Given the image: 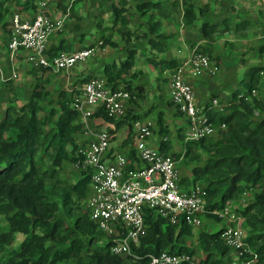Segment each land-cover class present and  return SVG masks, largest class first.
Listing matches in <instances>:
<instances>
[{"label":"trees","instance_id":"trees-1","mask_svg":"<svg viewBox=\"0 0 264 264\" xmlns=\"http://www.w3.org/2000/svg\"><path fill=\"white\" fill-rule=\"evenodd\" d=\"M10 1L19 3V9L36 8L35 0L1 1L0 23L4 26L7 25V14L14 12ZM66 1L58 0V5L65 11L68 8ZM78 2L73 0L70 9L74 10ZM181 2L185 5V23L196 22L198 13L192 0H141L138 8L142 13L157 8L159 13L167 16ZM204 11L201 8L200 13ZM113 13L112 24L101 25L97 43L101 42L102 47L117 45L112 36L114 30L127 40L134 35L130 25L132 12L127 0L115 2ZM149 23L151 32L158 37H166V33L161 31L164 20L153 18L149 19ZM224 25H203V38H213L226 29H240L242 26L237 24L232 28L227 21ZM151 42L154 51L166 50V43L160 38H152ZM72 50L74 46L62 40L58 44L50 43L48 54ZM135 51L130 49L121 65H106L104 74L114 89L123 87L136 97L144 95V88L132 83L139 74H131L135 65ZM260 52L264 54V45ZM156 57L157 54L149 56V59L163 70L181 64L177 57L161 60ZM50 72L44 67L33 68L36 83L24 102L18 104L13 101L2 107L4 99L0 94V216H4L9 223V229L0 232V264H61L70 260L76 264H150L151 255L163 251L187 252L194 257L201 253L194 261L181 264H225L224 258L232 252L222 238L225 225L215 231L200 229L197 243L188 245L185 238L193 234V226L184 220L172 223L150 209L146 214L147 233L139 244L132 245L129 254L112 253L111 236H107L105 244H100L101 235L106 233L98 228L90 217L89 209H84L83 205L90 192L89 174L80 171L75 181H70L63 174L65 162L76 160V139L82 131L76 107L80 90L75 87L71 90L61 88L57 98H52L49 90L51 78L46 77ZM263 75L264 65L246 70L243 79L250 80L251 85L247 91L233 94L224 107L228 113L211 108L210 102L207 103V107L213 110L212 121L227 124V129L218 134L220 137L216 141H211L210 137L186 141L184 151L172 153L178 160L185 158L193 163L200 160L201 149L207 152L206 162L193 166V184L206 181V210L210 216L221 219L212 213L214 209H223L228 203L240 200L243 194L251 192V199L242 203L236 211L245 222L247 242L256 247L259 254L255 264H264V97L253 95L252 90L258 89ZM92 77L89 74L78 80L83 84ZM46 98L49 101L44 104ZM132 113L129 107L124 119L115 120L100 107L94 117L117 125L127 122L132 126V120L140 118V114ZM159 123L160 133L169 131L168 125L163 124L162 114ZM185 127V124L179 127L178 136H185ZM109 131L112 134L114 129L110 128ZM160 144L162 148L173 146L171 139H162ZM133 153L134 149L131 150ZM183 181H187V178L183 177ZM61 211L65 212L64 216ZM18 234H23L24 238L16 246Z\"/></svg>","mask_w":264,"mask_h":264},{"label":"built area","instance_id":"built-area-1","mask_svg":"<svg viewBox=\"0 0 264 264\" xmlns=\"http://www.w3.org/2000/svg\"><path fill=\"white\" fill-rule=\"evenodd\" d=\"M39 11L32 18H24L19 10L11 15L8 47L12 56L23 51L33 67H44L54 73L69 71L96 53V46L82 47L72 51L48 54L51 38L62 31L66 17L62 14L50 16L45 10V1L38 2ZM209 72L219 73L217 61L203 51H193L188 60L170 69L167 77L171 99L179 111L187 118L186 141H197L221 134L227 129L226 123L217 124L208 117L207 104L200 105L188 74ZM16 74V70H13ZM0 76H5L0 56ZM257 94V89L252 90ZM131 91L113 88L106 78L94 76L81 88L76 97V107L80 114L82 131L77 135L76 160L74 166L89 174L90 192L88 205L91 219L98 228L112 237L111 252L129 254L133 244H139L147 233V210L154 211L172 223L184 220L199 228L205 221L207 189L201 183L190 188L183 186L180 160L162 147H154L150 140L154 135L151 121L132 120L135 134L134 153L122 151L113 160H108L112 134L108 129L96 125L94 113L100 107L115 120L128 115ZM242 96V94H240ZM135 97V96H134ZM211 108L224 111L225 105L217 98L210 101ZM167 140V138H163ZM213 214L228 222L222 238L234 253L227 264H255L259 258L256 249L247 242L246 229L239 224L242 216L226 205L214 209ZM187 252L163 251L151 255L150 264H181L194 261Z\"/></svg>","mask_w":264,"mask_h":264},{"label":"rangeland","instance_id":"rangeland-1","mask_svg":"<svg viewBox=\"0 0 264 264\" xmlns=\"http://www.w3.org/2000/svg\"><path fill=\"white\" fill-rule=\"evenodd\" d=\"M21 1L23 2L24 0ZM41 1L46 2L45 10L50 16L62 14L66 17L64 29L56 33L57 43L64 40L72 44L74 49L96 43V53L87 61L79 63L69 71L48 73L49 75L46 77L49 76L51 78L49 90L52 93V98H57L58 90L61 88L71 90L75 87L81 93L83 84L78 80L80 77L90 74L91 76L105 78L104 67L111 63L121 65L132 48L136 50V55L135 65L131 70V74L139 72L138 77L133 78L132 83L143 86L144 95L133 96L130 103H136L140 108L146 106V109L147 107L149 109V106L152 104H166L170 97V93H167V74L170 69L163 70L159 65L152 62L149 56L157 54L156 59L160 60L177 57L180 63L183 64L195 50L204 49L205 52L209 53L219 65L218 75L214 76L209 72H204L205 75L188 74V80L196 89L200 105L209 103L215 97L225 105L230 100L233 92H235L236 86L239 92L249 89L251 81L243 79L245 70L252 66L264 65V54L260 52L261 46L264 45V0H192L198 13V19L191 24H187L184 21L183 7L185 5L183 2L173 7L169 15L164 16L159 13L157 8H152L142 13V10L138 8L141 0H127V6L132 12L130 25L134 30V35L130 40H127L117 30H114L112 36L118 42L117 45H107L104 47H102L101 42L97 43V39L101 35L102 26L112 24L114 16L113 7L115 2L120 3V0H79L74 10L70 9L73 0H67L65 2L68 5L67 11L58 5V0H35L36 8L30 9L29 13L37 14L39 11L38 2ZM9 4L11 5V10L21 11L19 3H12L10 1ZM201 8L205 9L203 13H200ZM151 13L154 14L150 16ZM10 17L11 14H7V25L4 26L3 23H0V55L2 65H4L3 62L6 64L5 76H0V94L4 99L2 107L5 104L13 103V101L18 104L26 101L36 83V78L32 73L35 67L28 66L27 62L24 61V57L19 61L18 56L17 61L18 63H22V65L20 67L15 65L16 68L12 60H10V49L7 40L10 34ZM153 18L164 20L161 31L166 33V37H158L156 33L150 31L149 19ZM99 20H102V23ZM225 20H231L232 22L244 21L246 24L250 23L253 25L241 32L226 30L215 35L213 38H203V25L211 23L221 25ZM152 38L163 40L166 43V50L163 52L154 51L151 46ZM14 69L16 70L15 75L13 74ZM222 88L224 90L220 92ZM256 96L259 98L264 97V77L262 86L261 88L258 87ZM48 101L49 98L44 99V104H47ZM48 110L49 107L47 108ZM212 113L213 110L209 109L207 111L209 118L212 117ZM225 113H228V109L224 111ZM179 114H172L171 118L167 119L169 131H165V134L171 139L173 146L171 148H164V150L170 153L184 151L185 149L186 137L184 135H177V127L182 124L188 126L187 118ZM141 116L140 118L143 119L144 116L142 114ZM124 129L125 125L120 131L122 132ZM186 130L187 127L184 128L185 132ZM158 134L154 137H159ZM219 137V135L211 136L210 140L216 141ZM132 147H134L133 144ZM200 153V160L193 163H190L185 158L180 160L181 172L183 175H189L191 182L195 178L193 166L198 164L203 165L207 159V152L204 149H201ZM79 172L80 170L74 166L73 161L65 162L63 174L70 181H75L80 175ZM199 183L206 186L205 180H201ZM251 197V192L245 193L240 200H234L228 203V206L234 210H238L242 203H247ZM83 205L84 209H86L88 198L84 201ZM208 213L205 210L204 218L206 219L203 226L195 229V232L188 236V240L186 239L188 245H195L197 243V233L200 229L218 230L223 225H228V222L223 221L222 218L218 219L210 216ZM61 214L64 216L65 212L61 211ZM213 224H215L214 227ZM8 229V221L4 216H0V232ZM107 236V234L101 235L102 240L100 244L106 243L108 240ZM23 238V234H18L15 245H19ZM252 248L255 249L256 247L252 246ZM200 256L201 253L196 255L197 258ZM61 264H76V262L70 260Z\"/></svg>","mask_w":264,"mask_h":264},{"label":"crops","instance_id":"crops-1","mask_svg":"<svg viewBox=\"0 0 264 264\" xmlns=\"http://www.w3.org/2000/svg\"><path fill=\"white\" fill-rule=\"evenodd\" d=\"M20 8V7H19ZM23 15L24 18H28V19H32L36 14H33V13H29V10H26V9H21L20 11ZM227 23H229L230 26H232V28H234V26H236L237 24H242V26L240 27V29H226V30H233L234 32H241L243 31L244 29H247L249 27H251L253 24H250V23H247L246 22H240V21H236V22H232L231 20H226ZM225 21V22H226ZM221 24V25H224V23ZM220 25V26H221ZM225 26V25H224ZM220 34V33H218ZM216 34V35H218ZM51 43H56V34L53 35V37L51 38ZM76 49V48H75ZM197 51H202V50H197ZM205 52V51H203ZM10 53V60H12V63L14 64V67L16 68V66L18 65L19 67L22 65V63H18L17 61V58L19 56V61H21V58L24 57V61L27 62L28 66H31L33 68V64L28 60V57L25 55L23 56L25 53L23 51L17 53L15 56H12L11 54V51L9 52ZM207 53V52H206ZM1 54V53H0ZM1 56V55H0ZM2 62V61H1ZM7 62V61H6ZM3 68L5 70V73H6V64L3 62ZM16 65V66H15ZM253 67V66H252ZM251 68V67H250ZM249 69V68H248ZM246 69V70H248ZM245 70V71H246ZM199 75H205V73H201ZM82 77H85V76H82ZM168 80V79H167ZM262 82H263V79L259 85V87L261 88L262 86ZM86 83V82H85ZM83 83V85L85 84ZM236 86V84H234ZM234 86V87H235ZM238 87L236 86V90L235 92H237V89ZM223 88L220 90V92H223ZM258 90V89H257ZM233 92V94L235 93ZM241 92V91H240ZM239 92V93H240ZM167 93H170V86H169V81H168V84H167ZM232 94V96H233ZM231 96V98H232ZM230 98V100H231ZM229 100V101H230ZM227 103V102H226ZM148 105V104H147ZM131 110L133 111V114H140V117L141 114L144 116V120H148V121H151L153 123V126H154V135L153 137L151 138L150 140V144L154 147H161V140L163 138H167L169 139L168 135H165V134H162L160 133V129H161V126H160V123H159V118H160V114H162V121H163V124L164 126L167 127L168 125V121L167 119L170 117L171 118V115H176L178 113H180L179 115H181L182 113L179 111L178 107L173 103L172 99H171V93H170V97L167 101L166 104H163V103H156V104H152L151 106H149V109L147 107V109L145 108L146 106L140 108L138 107V105L136 103H130V106ZM151 107V109H150ZM177 107V108H176ZM149 110V111H148ZM183 115V114H182ZM95 121H96V125L98 128L100 129H114V132L112 133V143H111V148H110V151L108 153V160H113L115 158V156L117 155V153L119 152H122V151H126V152H129L130 150L134 149V147H132V144L134 145L135 144V134L133 132V129H132V126H130L127 122H124V123H121L119 125L115 124V123H109V122H106L104 121L103 119H96L94 118ZM110 126H109V125ZM125 125V129L124 131H120L121 128ZM180 126H183L180 125ZM179 126V127H180ZM179 127H177V135H178V129ZM169 128V127H168ZM159 133V134H158ZM159 135V137H154L155 135ZM164 149V148H163ZM181 152V151H179ZM133 155V154H132ZM189 172V171H188ZM191 172V171H190ZM183 177H186L187 178V181H183V186H185L186 188H190L192 185H193V181L191 182L190 181V178H189V175L186 176V175H183ZM183 180V178H182ZM206 219V218H205ZM240 225H242L244 227V220H241L239 222ZM215 226V224H213V227ZM245 228V227H244ZM195 229H198V228H195L193 227V233L195 232ZM209 231H215V230H209ZM199 233V232H198ZM198 233H197V236H198ZM188 236L185 238V241L186 239L188 240ZM234 258V253L233 252H230V254L228 256H226L224 258V261L226 263H228L230 260H232ZM225 263V264H226Z\"/></svg>","mask_w":264,"mask_h":264}]
</instances>
